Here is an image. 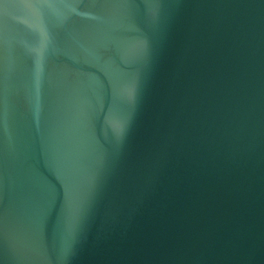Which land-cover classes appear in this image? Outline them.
Wrapping results in <instances>:
<instances>
[{"label":"water","instance_id":"water-1","mask_svg":"<svg viewBox=\"0 0 264 264\" xmlns=\"http://www.w3.org/2000/svg\"><path fill=\"white\" fill-rule=\"evenodd\" d=\"M0 264H264V0H0Z\"/></svg>","mask_w":264,"mask_h":264}]
</instances>
